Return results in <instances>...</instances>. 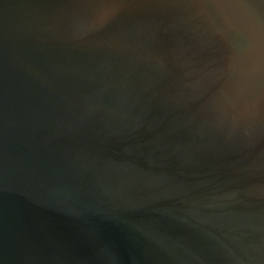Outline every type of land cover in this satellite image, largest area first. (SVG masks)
I'll list each match as a JSON object with an SVG mask.
<instances>
[{
	"label": "water",
	"instance_id": "water-1",
	"mask_svg": "<svg viewBox=\"0 0 264 264\" xmlns=\"http://www.w3.org/2000/svg\"><path fill=\"white\" fill-rule=\"evenodd\" d=\"M0 264H264V0H0Z\"/></svg>",
	"mask_w": 264,
	"mask_h": 264
}]
</instances>
